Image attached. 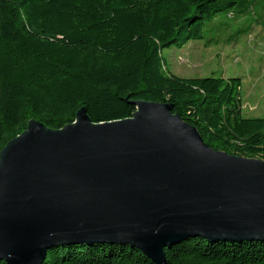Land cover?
<instances>
[{
    "label": "trees",
    "instance_id": "obj_1",
    "mask_svg": "<svg viewBox=\"0 0 264 264\" xmlns=\"http://www.w3.org/2000/svg\"><path fill=\"white\" fill-rule=\"evenodd\" d=\"M264 0H0V153L37 120L52 129L85 108L96 123L129 118L135 102H168L216 150L264 159V117H246L242 80L183 78L164 51L204 39L216 18ZM167 264H264V240L190 236ZM0 264H8L0 260ZM43 264H156L123 243L58 245Z\"/></svg>",
    "mask_w": 264,
    "mask_h": 264
},
{
    "label": "water",
    "instance_id": "obj_2",
    "mask_svg": "<svg viewBox=\"0 0 264 264\" xmlns=\"http://www.w3.org/2000/svg\"><path fill=\"white\" fill-rule=\"evenodd\" d=\"M52 129L31 120L0 153V260L43 264L58 245L123 243L156 264L190 236L264 240V159L216 150L168 102Z\"/></svg>",
    "mask_w": 264,
    "mask_h": 264
},
{
    "label": "rangeland",
    "instance_id": "obj_3",
    "mask_svg": "<svg viewBox=\"0 0 264 264\" xmlns=\"http://www.w3.org/2000/svg\"><path fill=\"white\" fill-rule=\"evenodd\" d=\"M168 71L183 78L238 77L246 117H264V9L233 13L207 26L204 39L164 51Z\"/></svg>",
    "mask_w": 264,
    "mask_h": 264
}]
</instances>
